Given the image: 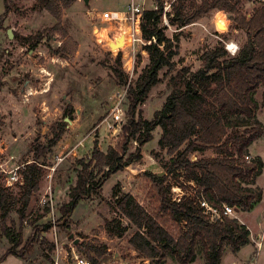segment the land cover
I'll list each match as a JSON object with an SVG mask.
<instances>
[{"label": "trees", "instance_id": "trees-1", "mask_svg": "<svg viewBox=\"0 0 264 264\" xmlns=\"http://www.w3.org/2000/svg\"><path fill=\"white\" fill-rule=\"evenodd\" d=\"M74 1L36 0L35 4L47 10L56 19V25H60L62 11ZM154 2L153 8L143 11L140 22L148 63L127 86L126 120L121 133L114 146L103 151L94 142L89 158L77 161L80 167L76 168V181L69 188V200L59 208L60 218L69 217L80 200L97 195L113 173L141 159V147L153 139L154 130L159 128L157 145L168 155L166 160L158 159L164 174L145 172L143 175L151 184L153 210L143 206L131 193L114 190L115 214L104 219L103 229L109 237L122 238L132 227L128 244L149 264H165L167 257L179 264H190L198 252L202 253L205 264H221L227 247L237 252L251 242L250 231L234 216L211 219L200 201L205 200L218 210L227 204L250 211L262 198L255 180L262 172L263 162L260 157L247 162L244 156L264 133V124L256 117L257 110L264 109V0H259L249 16L239 11L241 0H202L196 5L189 3L190 6L187 0H174L170 4L171 11L165 15L176 29L216 9L234 13L235 27L245 31L246 42L237 54L230 55L220 42L201 54V65L195 70L188 66L177 68L174 64L178 34L172 37L165 34V26H161L163 0ZM120 59L119 53L113 73L119 85H126L127 75L121 69ZM162 78H167L170 92L151 118H143L138 107ZM259 89L260 101L256 97ZM64 131V124L52 128L49 142L37 146L31 161L20 167L23 184L18 185L17 194L0 184V238L9 243L0 255V262L9 255L26 259L35 251L36 243L46 246L45 254L40 251L42 259L51 260L55 245L41 236L51 224L41 227L34 224L49 208H44L34 219L30 218L28 208L45 173L42 160ZM133 142L137 145L129 152ZM207 150H212L214 155L204 156ZM193 154L199 156L192 160ZM180 177L192 182L194 188L176 201L171 194V179L181 188H190L178 181ZM12 212L16 220L10 218ZM123 218L127 224L122 222ZM24 223L31 227L26 238ZM75 247L90 264H100L108 251L107 244L99 242H79Z\"/></svg>", "mask_w": 264, "mask_h": 264}, {"label": "rangeland", "instance_id": "rangeland-1", "mask_svg": "<svg viewBox=\"0 0 264 264\" xmlns=\"http://www.w3.org/2000/svg\"><path fill=\"white\" fill-rule=\"evenodd\" d=\"M173 1L163 0L161 26H165V34L169 37L178 34V54L173 57L177 68H199L201 54L220 42L225 50L226 44L236 45V54L246 42L245 31L236 28L233 22L235 14L216 9L176 29V26L169 24V18L165 15L171 11L170 4ZM201 1L187 0V6ZM35 2L0 0V164L8 169L16 165L22 167L24 162L31 161L37 146L49 142L53 135L52 128L64 124L63 135L42 160L45 173L40 189L33 195L29 205L30 218L34 219L37 214L44 212V208H49L48 213L34 224L41 227L50 222V229L41 233V236L54 245V240L64 245L60 264H75L74 254L86 259L75 247L79 242L107 244V254L100 259V264H120V259H115V253L127 261L125 264H149V260L137 259L128 251L132 227L122 238L109 237L103 229V223L104 219L115 214L112 208L114 190L131 193L143 206L153 210L151 184L143 175L145 172L158 176L164 174L158 159L166 160L168 155L157 145L159 128L154 130L153 139L141 147V159L113 173L103 182L99 193L80 200L69 217L60 218L59 213L60 206L69 200L70 186L75 184L76 168L80 167L77 161L89 158L94 142L103 151L115 145L126 120L127 93L124 95V91L148 63L144 45L137 44L134 51L124 46L123 33H127L125 24L120 26L119 23L101 18L105 11L125 9L131 0H89L88 4L83 0H75L62 11L60 25H56V19ZM133 2L142 5L144 10L155 5L154 0ZM257 4L259 0H241L238 8L249 16ZM8 30L11 31V37L8 36ZM120 35H123L122 44L112 47L111 43ZM119 53L121 69L127 75L126 85H119L113 73ZM165 70L160 71L161 77ZM169 92L167 78H162L138 107L141 116L151 118L153 112L161 108ZM256 97L260 101L261 89ZM119 98H123L125 113L123 121L115 125L117 130L113 132L107 124L111 121V107ZM256 117L264 124L263 108L257 110ZM136 145L133 142L129 152L134 151ZM249 149L251 151L248 154L252 159L259 157L256 153L264 157V133ZM203 155L213 156L214 153L207 150ZM198 156L193 154L191 158L195 160ZM5 177V173L0 172V184L7 187ZM178 181L190 188H181L171 179L173 198L193 191L192 182H186L182 177ZM8 188L12 194L19 192L16 184ZM10 218L16 220L15 212L11 213ZM246 218L252 226L256 224L255 214L246 215ZM122 222L128 223L126 218ZM30 231L31 227L24 223V238ZM70 234L73 235L71 238ZM8 247L7 239L0 238V255ZM45 247L36 243L35 251L26 259L9 255L0 264L41 263L40 251L45 254ZM54 256L53 250L51 258ZM232 256L233 252L227 247L221 264H231ZM47 261L44 264H53V261ZM165 264L179 263L167 257ZM190 264H205L202 253L198 252L196 260Z\"/></svg>", "mask_w": 264, "mask_h": 264}, {"label": "built area", "instance_id": "built-area-1", "mask_svg": "<svg viewBox=\"0 0 264 264\" xmlns=\"http://www.w3.org/2000/svg\"><path fill=\"white\" fill-rule=\"evenodd\" d=\"M143 11L144 8L142 5L136 4L133 2V0H131V2L128 4V6L125 9L117 10V11H110V10L105 11L102 13L101 18L102 20L107 22L114 21L116 23H119L120 26H122V24H125V28H126L125 30L127 31V33L126 35L125 33H123L124 46L130 48L131 51H134L135 46L137 44L144 45L146 43L142 38L140 31V22ZM226 49L231 55H234L236 54L238 47L233 44H226ZM124 95H126V89L124 91ZM122 99L119 98L113 104L110 110L111 121L107 125L108 128L111 129L113 132L117 130L115 125L122 122L124 118L125 111L123 109ZM244 158L247 162H249L252 159V157L249 154L245 155ZM19 169H20L19 165L12 166L11 168L8 169L5 168L3 164H0V172L5 173L6 175L5 177L6 186H12L13 184L16 185L23 184V179ZM180 197L173 198V200L179 201ZM200 206L204 208V212L206 214L210 215L211 219L219 218L221 215L233 216L237 209L233 206L223 204L221 210H218L216 208L209 206L205 200L200 201ZM54 241H55L56 252L60 253L63 248L61 244L57 243L56 240ZM72 257L75 264H90L89 261H87L82 257H79L77 254H74ZM53 264H60V263L57 259H55Z\"/></svg>", "mask_w": 264, "mask_h": 264}, {"label": "crops", "instance_id": "crops-1", "mask_svg": "<svg viewBox=\"0 0 264 264\" xmlns=\"http://www.w3.org/2000/svg\"><path fill=\"white\" fill-rule=\"evenodd\" d=\"M256 155L259 156L263 162L262 172L255 180V185L262 190V198L259 202L254 204L253 208L250 211H241L239 209H236L235 214L233 215L234 217L238 218V220L241 223L245 224L246 227L249 229L251 242L241 247L239 251L233 252V256L231 258V264H264V157L258 153H256ZM252 214L256 215V224L254 226H252L250 222L247 221L248 219L246 218V215H252ZM61 246L63 248L64 245L61 244ZM128 251L131 252L132 256H137V259H144L138 257L137 253L132 247H130ZM243 251H245V253L248 254V257L246 256L245 253H244L245 256L242 257ZM54 252H55V256L51 258L52 260L49 261L54 262L55 259L60 261L61 252L57 253L56 248L54 249ZM117 255L115 253V259L117 258L120 259L121 262L120 264H125L127 262L124 261L121 256L119 255L117 256ZM63 256H65V254ZM42 260L43 262L39 261L41 263L38 264H44L45 262H48L47 260L44 259Z\"/></svg>", "mask_w": 264, "mask_h": 264}, {"label": "water", "instance_id": "water-1", "mask_svg": "<svg viewBox=\"0 0 264 264\" xmlns=\"http://www.w3.org/2000/svg\"><path fill=\"white\" fill-rule=\"evenodd\" d=\"M85 4H88L89 0H83ZM8 36L11 37L12 34H11V31L8 30ZM122 39H123V35H120L118 38H116L115 42L114 43H111V46H116L118 44H122ZM73 235L70 234V238L72 237Z\"/></svg>", "mask_w": 264, "mask_h": 264}]
</instances>
